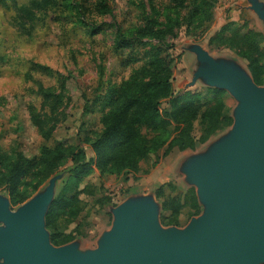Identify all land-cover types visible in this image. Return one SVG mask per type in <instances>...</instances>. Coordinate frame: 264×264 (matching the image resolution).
Segmentation results:
<instances>
[{"label": "rangeland", "instance_id": "obj_1", "mask_svg": "<svg viewBox=\"0 0 264 264\" xmlns=\"http://www.w3.org/2000/svg\"><path fill=\"white\" fill-rule=\"evenodd\" d=\"M56 1L0 0V196L9 201L11 211L42 192L51 178L60 177L53 204L72 164L65 160L40 183L28 176L19 188L25 201L13 206L2 183L8 162L16 156L37 159L43 149L58 145L83 150L86 159L92 160L88 143L102 131L101 119L111 107L113 92L124 82L145 79L151 54L158 53L169 62L174 99L181 104L193 100L205 105L206 91L211 89L201 81L190 86L198 62L189 49L199 46L211 57L236 63L250 74L238 49L228 43L219 46L218 35L228 28L222 38L248 32L264 37V25L249 9L248 0H218L211 8L198 7L199 1L181 5L180 0H106L110 12L105 15L97 11L96 0ZM152 24L161 32L160 41L139 36ZM43 92L50 97L45 98ZM224 93L232 111L236 103ZM162 102L163 109L170 108V103ZM227 130L193 152L173 150L164 156V147L141 162L138 173L102 175L93 166V172L79 181L81 211L76 219L61 212L54 227L47 228L50 205L45 217L50 243L52 235L60 234L71 238L67 244L77 242L80 250H93L101 234L111 227V209L128 197L155 196L160 187L168 193L167 184H175L181 194L193 189L183 182L181 163L204 151ZM199 131L195 127L194 134L198 136ZM141 132L151 137L148 130L142 128ZM187 212L184 208L177 228L188 224Z\"/></svg>", "mask_w": 264, "mask_h": 264}, {"label": "water", "instance_id": "obj_2", "mask_svg": "<svg viewBox=\"0 0 264 264\" xmlns=\"http://www.w3.org/2000/svg\"><path fill=\"white\" fill-rule=\"evenodd\" d=\"M264 25V3L248 0ZM201 81L236 103L229 130L188 156L179 173L202 212L183 228L163 227L154 195L137 194L111 209L112 224L93 250L50 243L45 217L60 177L11 211L0 196V264H264V86L236 63L189 49Z\"/></svg>", "mask_w": 264, "mask_h": 264}, {"label": "trees", "instance_id": "obj_3", "mask_svg": "<svg viewBox=\"0 0 264 264\" xmlns=\"http://www.w3.org/2000/svg\"><path fill=\"white\" fill-rule=\"evenodd\" d=\"M69 1L56 2L69 4ZM186 1H199L198 7L211 8L218 0H180V4L183 5ZM95 3L100 14L110 12L106 0H96ZM208 19L210 16L206 20ZM154 28L152 24L140 31L139 36L160 41L161 32ZM221 32L218 35L219 46L228 43L229 46L236 47L238 56L247 62L253 82L257 86L264 85V47L261 48L264 37L248 32L242 36L233 33L231 37L222 38L228 28H223ZM150 56L147 67L144 68L145 79L124 82L113 92L111 107L101 119L102 131L88 143L93 154L92 160L86 159L83 150L74 151L58 145L54 149H43L37 159L28 160L16 156L8 162L6 172L2 175V183L11 205L17 206L25 201V193L19 192V188L28 176L33 175L40 183L69 159L72 164L69 178L46 217V227L51 229L61 212L66 213L70 220L76 219L80 214L81 209L77 203L79 181L93 172V166L102 175L138 173L140 163L164 147V156L173 150L193 152L231 127V109L226 105L227 97L224 92L207 90L205 105L193 100H184L181 104L179 99L173 98L169 62L160 58L158 53ZM42 95L47 99L50 97L45 92ZM162 101L170 103V108L163 109ZM197 126L200 127L198 136L194 134ZM142 128L151 133L150 138L142 135ZM167 191L168 193L160 187L155 192V198L161 205L160 223L163 227H178L184 208L188 209V220L199 215L201 208L193 189L181 194L177 192L175 184H167ZM71 241V238L60 234L51 236V243L57 247Z\"/></svg>", "mask_w": 264, "mask_h": 264}]
</instances>
